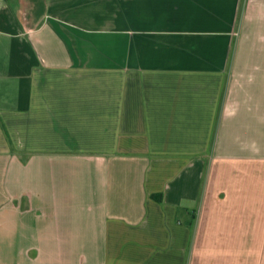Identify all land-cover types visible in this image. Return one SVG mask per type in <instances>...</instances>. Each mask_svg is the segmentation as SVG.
Masks as SVG:
<instances>
[{
	"label": "crops",
	"instance_id": "crops-1",
	"mask_svg": "<svg viewBox=\"0 0 264 264\" xmlns=\"http://www.w3.org/2000/svg\"><path fill=\"white\" fill-rule=\"evenodd\" d=\"M0 264H264V0H0Z\"/></svg>",
	"mask_w": 264,
	"mask_h": 264
},
{
	"label": "trees",
	"instance_id": "trees-1",
	"mask_svg": "<svg viewBox=\"0 0 264 264\" xmlns=\"http://www.w3.org/2000/svg\"><path fill=\"white\" fill-rule=\"evenodd\" d=\"M151 198L157 202H162L163 196L161 193H152ZM180 212V209L177 208V213ZM187 226L192 227V221L187 222Z\"/></svg>",
	"mask_w": 264,
	"mask_h": 264
}]
</instances>
